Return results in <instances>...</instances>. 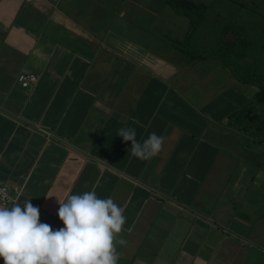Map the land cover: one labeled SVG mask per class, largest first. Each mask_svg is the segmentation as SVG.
<instances>
[{
    "label": "crops",
    "instance_id": "obj_1",
    "mask_svg": "<svg viewBox=\"0 0 264 264\" xmlns=\"http://www.w3.org/2000/svg\"><path fill=\"white\" fill-rule=\"evenodd\" d=\"M189 1L192 33L167 0H0V181L54 230L69 193L111 196L118 264H264V143L228 120L256 86L199 44L262 38L264 0ZM122 127L161 150L134 156Z\"/></svg>",
    "mask_w": 264,
    "mask_h": 264
},
{
    "label": "clouds",
    "instance_id": "obj_2",
    "mask_svg": "<svg viewBox=\"0 0 264 264\" xmlns=\"http://www.w3.org/2000/svg\"><path fill=\"white\" fill-rule=\"evenodd\" d=\"M131 152L141 159L156 155L162 137L150 132L142 141L132 127L118 129ZM61 227L40 222L39 207L29 199L0 205V259L3 264H118V235L126 222L123 208L111 196L94 190L69 193L59 201Z\"/></svg>",
    "mask_w": 264,
    "mask_h": 264
},
{
    "label": "rangeland",
    "instance_id": "obj_3",
    "mask_svg": "<svg viewBox=\"0 0 264 264\" xmlns=\"http://www.w3.org/2000/svg\"><path fill=\"white\" fill-rule=\"evenodd\" d=\"M235 1L239 3L241 0H235ZM252 1L253 0H251L250 3ZM256 27L257 26H253V28ZM249 35L250 38L247 41H240L237 37L236 38L232 37L228 39L225 38L224 40L221 39L213 40L212 37L210 42L200 41L199 44L200 47L204 48L206 51L212 50L218 52V54H219V49L223 48V50H225L224 51L225 53H223V55L222 54L217 55L216 53L215 60L217 62L219 60L222 64L225 65L233 64V66L236 67L235 70L237 71V76L239 78V81L240 78L242 77L251 79L250 81H252L253 77L258 78L259 81L260 80L264 81V35L261 38V35L257 34V30L250 31ZM22 73L23 72H21L20 74ZM20 74H18V76ZM247 84H255V83L247 82ZM256 104L257 102L253 100L248 104L246 103L245 105L251 106L253 109L255 108L256 112H258L259 114L261 113L260 115L262 116L264 113V109L260 107L259 109L256 108L255 107ZM258 106H262V105H258ZM256 126L257 125L243 126V127L241 125L236 126L239 127L240 131L247 136V139H245L247 143V147H251L254 145L260 146V144L257 143V141L260 142V138H262L261 142L264 143L263 142L264 137H261V134H264V130H263L264 128L262 127L261 129H257Z\"/></svg>",
    "mask_w": 264,
    "mask_h": 264
},
{
    "label": "trees",
    "instance_id": "obj_4",
    "mask_svg": "<svg viewBox=\"0 0 264 264\" xmlns=\"http://www.w3.org/2000/svg\"><path fill=\"white\" fill-rule=\"evenodd\" d=\"M167 2H169L173 7H175L177 11H181L185 13L190 18V22H191L190 33H192L197 23V17L200 11L199 6L195 3H192L189 0H167ZM183 43L184 44L181 43V45L184 48L188 47L195 51L194 53L191 52L190 57L192 59L196 58L199 55L198 52L201 53L200 55L202 57H205L206 52H203L202 50L198 51L197 46L192 43L191 38L187 37ZM207 55L212 56L214 55V53L210 52ZM229 65L233 67L232 71L237 76V71L235 70L236 67H234L232 64H229ZM229 65H226V66H229ZM250 80L251 79L244 78V77L240 78V81L243 83H247V82L255 83L253 85L256 86L257 90L254 95V98H255L254 100L257 103L264 104V81H261V80L259 81V79L256 77H253L252 81ZM228 120L230 121V123L234 125H243V126L257 125L256 126L257 129H261L264 126V117L261 118V115L258 112H256L255 108L253 109L251 106H248V105H245L242 108L236 111H233L228 116Z\"/></svg>",
    "mask_w": 264,
    "mask_h": 264
},
{
    "label": "built area",
    "instance_id": "obj_5",
    "mask_svg": "<svg viewBox=\"0 0 264 264\" xmlns=\"http://www.w3.org/2000/svg\"><path fill=\"white\" fill-rule=\"evenodd\" d=\"M22 87H30L36 81V76L32 73H22L17 77ZM18 197L16 188L9 186L7 183L0 181V205H10Z\"/></svg>",
    "mask_w": 264,
    "mask_h": 264
}]
</instances>
